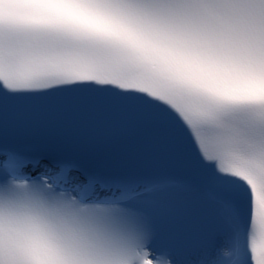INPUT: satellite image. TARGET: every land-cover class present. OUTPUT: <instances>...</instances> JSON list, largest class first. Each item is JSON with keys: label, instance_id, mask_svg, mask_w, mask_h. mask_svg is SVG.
<instances>
[{"label": "snow or ice", "instance_id": "snow-or-ice-1", "mask_svg": "<svg viewBox=\"0 0 264 264\" xmlns=\"http://www.w3.org/2000/svg\"><path fill=\"white\" fill-rule=\"evenodd\" d=\"M0 264H264V0H0Z\"/></svg>", "mask_w": 264, "mask_h": 264}]
</instances>
